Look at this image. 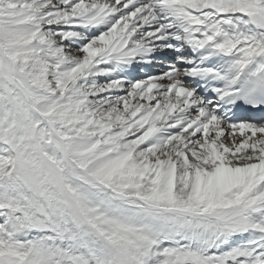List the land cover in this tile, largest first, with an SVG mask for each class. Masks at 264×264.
<instances>
[{
  "label": "snow or ice",
  "instance_id": "6c2138e0",
  "mask_svg": "<svg viewBox=\"0 0 264 264\" xmlns=\"http://www.w3.org/2000/svg\"><path fill=\"white\" fill-rule=\"evenodd\" d=\"M0 264H264V0H0Z\"/></svg>",
  "mask_w": 264,
  "mask_h": 264
}]
</instances>
